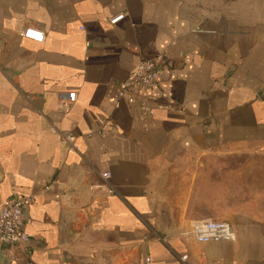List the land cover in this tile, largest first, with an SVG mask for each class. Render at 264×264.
Segmentation results:
<instances>
[{
	"label": "crops",
	"instance_id": "crops-1",
	"mask_svg": "<svg viewBox=\"0 0 264 264\" xmlns=\"http://www.w3.org/2000/svg\"><path fill=\"white\" fill-rule=\"evenodd\" d=\"M147 60L151 117L113 103ZM261 147L264 0H0V207L30 199L0 264H264ZM242 193L235 240L184 235Z\"/></svg>",
	"mask_w": 264,
	"mask_h": 264
},
{
	"label": "built area",
	"instance_id": "built-area-1",
	"mask_svg": "<svg viewBox=\"0 0 264 264\" xmlns=\"http://www.w3.org/2000/svg\"><path fill=\"white\" fill-rule=\"evenodd\" d=\"M125 18L124 14L118 15L110 20L111 24H117ZM22 36L43 41L42 32L30 28L22 32ZM163 56H159V59ZM161 68L159 60H147L139 62L130 72L128 79L122 84L118 98L113 101L115 106L121 102L129 105H137L144 117L153 115V105L146 92L159 87V76ZM68 101L63 103L65 113L69 112V104L75 100V94H70ZM73 137L70 134L63 136V143L72 146ZM105 179L109 173H104ZM110 193H112L110 191ZM30 201L12 196L3 206L0 207V244L26 247L29 244V236L24 228L23 213L24 206ZM185 236L193 238L198 243H211L235 240V233L231 224L221 220L203 219L194 222L192 227L184 232ZM187 256H183L186 259ZM150 260L147 259V262Z\"/></svg>",
	"mask_w": 264,
	"mask_h": 264
},
{
	"label": "rangeland",
	"instance_id": "rangeland-1",
	"mask_svg": "<svg viewBox=\"0 0 264 264\" xmlns=\"http://www.w3.org/2000/svg\"><path fill=\"white\" fill-rule=\"evenodd\" d=\"M240 151H241V154L253 153L251 148H242V149H240ZM256 151H260L262 153V152H264V149H262V147H261L260 149L258 148ZM249 159H251V157H248V158L244 159V156H241L239 158V160H234L232 162L233 165H234L233 167L237 168V169L252 168L254 166V163H257L256 167L264 166V161H262V160H260L258 162H255V160H249ZM231 167H232V164L230 162V163H228L227 168H231ZM225 168H226V166H225ZM229 176H231V174L226 175V173H225V180H228V179L230 180L231 178H227ZM211 177H214V176H211ZM211 177H209V178H211ZM241 181H242V177H241ZM244 183L246 185H248L246 177H244ZM226 195H228V194H226ZM236 201H238V203L236 205L240 204L239 207H230V206H228V207H224L221 210H215V209L209 210L208 211L209 215H208V217L206 219L228 220L229 221L231 219H234L235 218L234 216L238 215L239 212L247 211V209H246L247 208L246 206H247V203H248L247 193H242L240 198L236 199Z\"/></svg>",
	"mask_w": 264,
	"mask_h": 264
}]
</instances>
